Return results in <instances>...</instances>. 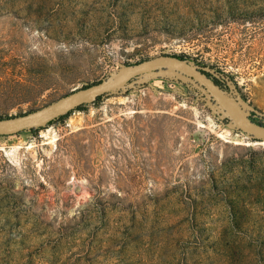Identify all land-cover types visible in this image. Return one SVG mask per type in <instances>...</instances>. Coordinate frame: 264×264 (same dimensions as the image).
Returning <instances> with one entry per match:
<instances>
[{
  "label": "rangeland",
  "instance_id": "rangeland-1",
  "mask_svg": "<svg viewBox=\"0 0 264 264\" xmlns=\"http://www.w3.org/2000/svg\"><path fill=\"white\" fill-rule=\"evenodd\" d=\"M162 55L264 126V0H0V119ZM231 120L166 71L0 136V264H264V144Z\"/></svg>",
  "mask_w": 264,
  "mask_h": 264
},
{
  "label": "water",
  "instance_id": "water-1",
  "mask_svg": "<svg viewBox=\"0 0 264 264\" xmlns=\"http://www.w3.org/2000/svg\"><path fill=\"white\" fill-rule=\"evenodd\" d=\"M166 71L180 74L194 82L218 106L230 113L234 128L255 140L264 142V126L254 123L238 100L227 94L204 72L188 61L168 55L126 66L114 77L73 91L39 110L16 117L0 119V136H12L26 130L45 127L50 122L76 110L80 106L93 104L99 97L126 89L129 83L137 78L143 77L144 81L158 79Z\"/></svg>",
  "mask_w": 264,
  "mask_h": 264
},
{
  "label": "trees",
  "instance_id": "trees-1",
  "mask_svg": "<svg viewBox=\"0 0 264 264\" xmlns=\"http://www.w3.org/2000/svg\"><path fill=\"white\" fill-rule=\"evenodd\" d=\"M174 57H177V58H179V59L184 60L182 57H179V56H174ZM100 98H101V97L97 98V100H96L93 104L95 105V104L100 100ZM85 106H86V105L80 106V107H78L76 110H77V111H81V110L84 109ZM70 114H71V112H69L68 114H66V115H64V116H61V117L55 119L54 121H56V120H64V119H66ZM54 121L50 122L48 125L52 124ZM29 131H33V129H31V130H29Z\"/></svg>",
  "mask_w": 264,
  "mask_h": 264
},
{
  "label": "bare ground",
  "instance_id": "bare-ground-1",
  "mask_svg": "<svg viewBox=\"0 0 264 264\" xmlns=\"http://www.w3.org/2000/svg\"><path fill=\"white\" fill-rule=\"evenodd\" d=\"M261 144H264V142H261Z\"/></svg>",
  "mask_w": 264,
  "mask_h": 264
}]
</instances>
